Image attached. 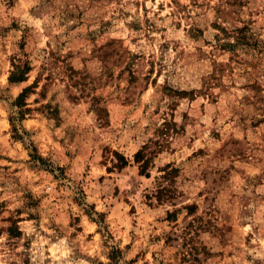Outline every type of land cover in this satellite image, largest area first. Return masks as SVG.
Returning <instances> with one entry per match:
<instances>
[{"label": "rangeland", "instance_id": "1", "mask_svg": "<svg viewBox=\"0 0 264 264\" xmlns=\"http://www.w3.org/2000/svg\"><path fill=\"white\" fill-rule=\"evenodd\" d=\"M241 27L252 45L228 48ZM16 58L32 69L9 83ZM192 244L202 264H264V0H0V264H109L111 247L158 264Z\"/></svg>", "mask_w": 264, "mask_h": 264}, {"label": "trees", "instance_id": "2", "mask_svg": "<svg viewBox=\"0 0 264 264\" xmlns=\"http://www.w3.org/2000/svg\"><path fill=\"white\" fill-rule=\"evenodd\" d=\"M225 31V29H223ZM245 30V27L237 28L236 35H233V37L236 39L235 43H228L227 47L232 49L233 47L237 46H251L252 44L248 40L249 38H246L243 32ZM102 50V46L99 48V51ZM32 67L30 66V63L28 61H22L20 58L14 59V62L12 63V70L10 71L8 81L9 83H20L25 80H27V74L30 72ZM69 69V80L71 81V84L69 83V86H74L76 84H79V80L83 78V76L79 75V71L73 69L71 66H68ZM38 83V76L34 79L32 84L25 86L15 97V99L12 102V105L17 108V115H16V120L22 121L25 118V115L29 113L30 108L27 106V103L25 102V98L27 97L28 94L33 92V89L37 86ZM73 98H76L75 96H72ZM100 96H94L93 97V104L94 107L101 111L102 108L99 106V101H100ZM14 119L11 118V124H12V131L17 134V127L14 124ZM162 125L166 128H172L176 126V123L173 120H167L164 119L162 122ZM159 144V143H157ZM160 147V144H159ZM146 149L147 145L144 144L135 154H134V161L138 163L139 166V173L140 174H145L146 176H149L148 173L146 172V169L148 167V164L150 162V156H146ZM153 153V152H150ZM117 159L120 161L118 164L119 167H123L127 164V161L123 158V156L117 154ZM174 167L171 165H166V169L163 170V174L160 176L161 180H167L174 171ZM162 181L159 182L158 187L155 191L154 197L156 198L157 201H163L165 199H173L174 198V193L172 189L166 185H163L161 183ZM183 208L187 209V213L191 214L195 211V205L194 204H187L183 206ZM176 216V211H168L167 212V218L169 220H175ZM192 225V224H191ZM192 231H194L192 228H188L186 231H184V239L185 243H187L190 240H193V235L191 234ZM172 239L170 236L167 238V240ZM205 246H200L197 247L194 244L189 247V249H186L185 252L177 250V254L175 253V258L171 259L169 258L168 260H165V257L161 258L158 261V264H202V261L200 258L197 257L199 253L207 254V250H205ZM120 250L117 247H111V251L109 253V259L110 263L109 264H120L119 263V258L121 257ZM164 255V254H163ZM205 261V260H204Z\"/></svg>", "mask_w": 264, "mask_h": 264}]
</instances>
